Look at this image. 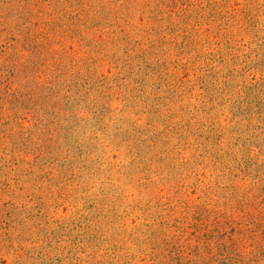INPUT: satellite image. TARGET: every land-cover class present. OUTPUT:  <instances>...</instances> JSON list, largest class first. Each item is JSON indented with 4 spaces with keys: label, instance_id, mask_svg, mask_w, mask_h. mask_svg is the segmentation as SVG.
I'll return each mask as SVG.
<instances>
[{
    "label": "rangeland",
    "instance_id": "rangeland-1",
    "mask_svg": "<svg viewBox=\"0 0 264 264\" xmlns=\"http://www.w3.org/2000/svg\"><path fill=\"white\" fill-rule=\"evenodd\" d=\"M264 0H0V264H264Z\"/></svg>",
    "mask_w": 264,
    "mask_h": 264
},
{
    "label": "trees",
    "instance_id": "trees-1",
    "mask_svg": "<svg viewBox=\"0 0 264 264\" xmlns=\"http://www.w3.org/2000/svg\"><path fill=\"white\" fill-rule=\"evenodd\" d=\"M261 226H264L262 223H260ZM262 257H264V250L262 252Z\"/></svg>",
    "mask_w": 264,
    "mask_h": 264
}]
</instances>
